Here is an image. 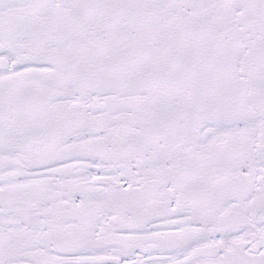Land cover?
Masks as SVG:
<instances>
[{"label":"snow or ice","instance_id":"6c2138e0","mask_svg":"<svg viewBox=\"0 0 264 264\" xmlns=\"http://www.w3.org/2000/svg\"><path fill=\"white\" fill-rule=\"evenodd\" d=\"M0 264H264V0H0Z\"/></svg>","mask_w":264,"mask_h":264}]
</instances>
